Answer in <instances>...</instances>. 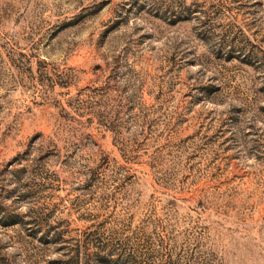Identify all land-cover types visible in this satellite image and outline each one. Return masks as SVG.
<instances>
[{"label": "rangeland", "instance_id": "374dc122", "mask_svg": "<svg viewBox=\"0 0 264 264\" xmlns=\"http://www.w3.org/2000/svg\"><path fill=\"white\" fill-rule=\"evenodd\" d=\"M87 234L264 264V0H0V264Z\"/></svg>", "mask_w": 264, "mask_h": 264}, {"label": "trees", "instance_id": "16d2710c", "mask_svg": "<svg viewBox=\"0 0 264 264\" xmlns=\"http://www.w3.org/2000/svg\"><path fill=\"white\" fill-rule=\"evenodd\" d=\"M32 222H34V219ZM85 236L78 241L74 255L66 260L58 261L59 264H87L91 260L96 264H189L188 262L180 263L178 258H169L167 261L158 263H144L136 255L133 247L130 249L127 246L128 238H114L111 241H103L101 238H90L91 234ZM54 238L59 239L61 236L56 235ZM158 242L162 246L165 241L159 238ZM153 243L155 242H150L149 246L151 247ZM151 260H153V257Z\"/></svg>", "mask_w": 264, "mask_h": 264}]
</instances>
